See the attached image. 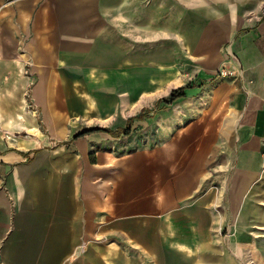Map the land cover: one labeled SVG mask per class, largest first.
I'll list each match as a JSON object with an SVG mask.
<instances>
[{
	"label": "crops",
	"instance_id": "crops-1",
	"mask_svg": "<svg viewBox=\"0 0 264 264\" xmlns=\"http://www.w3.org/2000/svg\"><path fill=\"white\" fill-rule=\"evenodd\" d=\"M226 48L245 84L215 85L217 169L205 145L176 178L133 184L124 162L98 149L118 139H72L94 120V92L139 83L138 57L150 82L184 69L198 80ZM213 203L237 240L264 235V0H0L1 264L192 260L214 250Z\"/></svg>",
	"mask_w": 264,
	"mask_h": 264
},
{
	"label": "rangeland",
	"instance_id": "rangeland-1",
	"mask_svg": "<svg viewBox=\"0 0 264 264\" xmlns=\"http://www.w3.org/2000/svg\"><path fill=\"white\" fill-rule=\"evenodd\" d=\"M138 58L139 67L134 69V75L139 83L123 84L124 88L118 90L113 89L116 85H103L102 91L94 92L101 96V105L95 104L91 108L92 111L88 112V115L94 120L82 125V130L125 127L128 119L142 116V120L131 123L129 136L112 140L110 148L106 145L103 148L102 143L98 148L105 150L104 157L108 156L105 154H110L114 159L112 161L124 162L119 171L126 174L129 172L128 179L133 184H137L138 180L139 183H152L156 174L162 175L164 181L176 178L177 168L185 169V166L198 162L201 152L204 155L205 145L209 151L211 168L217 169L216 165L220 161L218 156L221 155L217 148L221 143L217 140L216 124L221 122V110L214 103L213 93L219 79L213 78L214 72L211 71L207 73L206 79L197 80L198 73L195 69H184L172 71L173 81L150 82L152 72L146 62L148 57ZM129 69L131 72L132 68ZM156 78L163 79L162 72H156ZM202 86L205 89H198ZM182 87H187L183 100L167 106L158 104V101L167 98L171 91ZM122 96L125 97V102L122 101ZM16 136L21 139L24 137ZM58 146L59 144H56V147ZM219 150H222V147ZM214 169L211 170V188L218 186V179L213 176L217 177L213 174L216 173ZM212 207L215 213L211 236L214 250L192 253V256H195L192 260L185 257L181 259L168 253L166 264H201L199 257L202 254L208 256L207 264H264V235L252 233L250 235L253 239L250 241L237 240L231 232L230 224L223 225L220 222L217 213L221 208L220 204L213 203ZM124 251L123 255L126 256L127 251Z\"/></svg>",
	"mask_w": 264,
	"mask_h": 264
},
{
	"label": "trees",
	"instance_id": "trees-1",
	"mask_svg": "<svg viewBox=\"0 0 264 264\" xmlns=\"http://www.w3.org/2000/svg\"><path fill=\"white\" fill-rule=\"evenodd\" d=\"M187 89V87H182L179 89H176L174 91H171L167 98L161 99L158 101V104L162 103L165 106L170 105L177 100L183 99L185 97L184 92ZM135 120H142V116L138 115L135 118H130L127 120L125 127L117 128L116 130H111L108 128H90L86 131H82L72 137V139H77L82 136H86L87 134L91 133H106L109 136H111L113 139H120V137H127L131 133V123Z\"/></svg>",
	"mask_w": 264,
	"mask_h": 264
},
{
	"label": "built area",
	"instance_id": "built-area-1",
	"mask_svg": "<svg viewBox=\"0 0 264 264\" xmlns=\"http://www.w3.org/2000/svg\"><path fill=\"white\" fill-rule=\"evenodd\" d=\"M229 48V47H228ZM228 48L225 50L222 65L214 71L213 78L221 80H234L245 84L243 77V70L238 61L236 55L230 51ZM1 264V263H0Z\"/></svg>",
	"mask_w": 264,
	"mask_h": 264
}]
</instances>
